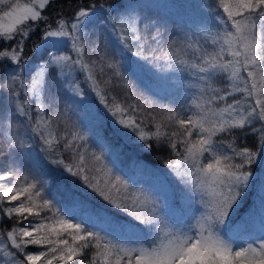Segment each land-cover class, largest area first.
<instances>
[{
  "label": "snow or ice",
  "instance_id": "6c2138e0",
  "mask_svg": "<svg viewBox=\"0 0 264 264\" xmlns=\"http://www.w3.org/2000/svg\"><path fill=\"white\" fill-rule=\"evenodd\" d=\"M53 2L0 0V120L8 122L9 149H26L28 161L23 170L0 168V220L11 221L6 231L0 227V264H84L89 249V264H264V235L237 241L229 231L254 184L264 212V175L256 174L264 168V0H216L214 23L172 40L166 51L148 45L137 6L126 5L115 19H101L90 4L70 18H51L45 10ZM92 24L101 30L87 32ZM41 25L33 49L42 50L41 60L26 78V45ZM160 35L157 28V45ZM161 61L195 77L198 94L187 108L136 95L125 75ZM108 73L107 80L97 78ZM113 78L131 103L109 97ZM78 108L91 134L70 121ZM25 126L38 150L21 137ZM249 136L254 148L237 143ZM132 137L149 152L155 140L179 157L166 165L184 185L188 208L199 205L191 222L166 212L154 194L133 189L109 163L108 151ZM86 190L98 195L99 206L89 203ZM109 207L127 219L117 221Z\"/></svg>",
  "mask_w": 264,
  "mask_h": 264
},
{
  "label": "trees",
  "instance_id": "16d2710c",
  "mask_svg": "<svg viewBox=\"0 0 264 264\" xmlns=\"http://www.w3.org/2000/svg\"><path fill=\"white\" fill-rule=\"evenodd\" d=\"M182 3H187L188 0H180ZM135 0H54V2L45 10V15L51 18L57 17V15H62L65 18H70L74 14L78 7L84 6L86 4L94 5L97 12L102 13L101 19L110 18L115 19L125 12L126 5H132ZM144 5H149V7H144ZM137 14L141 18L139 22V27L142 30V34L148 42V45L152 48H161L162 50H167V44L172 40L183 41L185 34L192 36L193 33H202L204 25L209 24L211 18L217 14L216 0H189V6L192 9L190 13L183 5H166L162 3V0H157L152 3L138 2ZM51 22V20L49 21ZM214 23V22H213ZM157 28L160 32L159 45H157L152 37L155 36ZM43 30V25L36 33V35L31 37L30 42L26 45V57L28 69H26L25 77L27 78L28 73L37 65L41 60V51H34L36 45L39 44V35ZM91 31V30H89ZM93 31V30H92ZM93 33V32H90ZM198 38V36L194 37ZM112 39V36H111ZM203 41H201L202 43ZM110 53L114 59L120 60L121 57L117 56L110 49ZM159 54V53H158ZM94 58V57H93ZM134 59H136L134 57ZM98 75V79L107 80L108 76ZM125 75L135 84L136 95L143 94L145 97H152L160 100L161 103L170 104L174 108H180L182 105L187 108L191 104L190 96L193 98L198 94V89L194 87L196 83L195 77L192 76L190 71H181L177 67L168 68L164 61H161L158 68H150L139 75H131L125 72ZM154 78H163L177 83L174 87L171 95H159L151 87L149 80ZM78 80L83 81V77H77ZM217 86L222 87V81H217ZM81 87L85 91V96L93 102L94 105H98L99 101L94 97L89 91V86L86 82H81ZM176 89V90H175ZM107 93L109 97L115 96L119 101H126L131 103V94L127 92L124 87L123 82L117 78H113L112 83L107 88ZM187 96H186V95ZM79 115L69 114L70 121L78 122L79 125L91 134V128L88 125V117L82 108H78ZM159 119V116H157ZM147 120V117H145ZM151 128V125H149ZM63 129V123L61 122V130ZM110 131V129H109ZM108 134L107 132L105 133ZM235 136H240V133H234ZM30 139V138H29ZM222 140H229L231 137L222 136ZM34 148L38 146L36 142L30 139ZM92 144V141H89ZM152 144V149L149 152L148 149L143 147L144 142L137 141L135 137L128 142L119 141L117 147L108 151L109 163L116 170L117 173L129 179L132 184L133 189L143 190L145 192H150L157 196L161 204L164 205L165 211L168 212L169 209L166 207L169 200L173 204L181 206L182 210L186 214L183 219H179L174 213L172 215L176 219L182 222H191L193 215H196L195 209L199 205L192 203L191 209L187 206L188 194L185 191V187L180 183L177 177H175L171 170L167 168L166 161L178 159L174 153L167 146H159L158 142L155 140L149 141ZM237 143L240 146L255 147V137L249 136L246 140H238ZM95 147L94 144H92ZM3 148V151H1ZM118 150V155L114 156V153ZM15 150L9 149V140L2 134L0 130V159L5 158V161L14 159L17 155ZM19 153V151H18ZM125 160L131 162V167L129 168L128 163ZM22 161H25L28 167L27 157H23ZM206 162V161H205ZM257 176L264 175V168L256 170ZM67 184L68 181L66 180ZM79 187V182L77 183ZM88 192L87 200L89 203L95 206L101 204V200L98 195ZM260 198V188L258 184H254L253 187L248 191L247 195L243 198V201L238 209L237 213L231 217V227L229 229L232 234V227L236 223H243L245 214L250 208L251 204L256 200V197ZM109 213L114 217L122 220L127 218L109 207ZM43 215V214H42ZM29 220H32L30 217ZM175 223V220H173ZM11 221L7 219L0 220V227L3 230H7ZM24 226H27V222H24ZM22 226V225H21ZM99 230V229H97ZM29 251H37L36 247H31ZM93 250H87L82 259L84 264H89V257ZM71 264H76L75 261Z\"/></svg>",
  "mask_w": 264,
  "mask_h": 264
},
{
  "label": "rangeland",
  "instance_id": "374dc122",
  "mask_svg": "<svg viewBox=\"0 0 264 264\" xmlns=\"http://www.w3.org/2000/svg\"><path fill=\"white\" fill-rule=\"evenodd\" d=\"M155 1H157V0H135V2L132 5H136L138 2H140V3L141 2L152 3ZM194 1H196V0H194ZM26 2H28V0H21V3H26ZM162 3L166 4V5H172V4L178 5V4H180V5H183L190 13H192V9L189 6V0L187 3H182L180 0H162ZM89 30H91V31H89ZM100 30H101L100 27L96 24L89 25V27L86 29L87 32H93V33H98ZM105 35H106V38L109 41H111V35H109L108 33H105ZM92 39H96L95 35L92 36ZM109 55L112 57V54L110 53V51H109ZM132 59L135 60L134 57H132ZM26 69H28L27 64H26ZM149 83L151 84V87L161 96L171 95L174 87L177 86V83L169 81V80H165L163 78H158L157 80L152 78V80H149ZM191 98H193V97L190 96V99ZM71 121H72V119H71ZM7 123H8L7 121L0 120V130L2 131V134H4L8 138L9 130H8ZM14 123H16V122H14ZM18 131H19L21 137L26 141V143H31L29 136L25 135L26 126L23 128H20ZM13 150L16 151V153H14V154H16L17 156L14 159L8 160V161H5V158H1L0 159V168H3L4 166L9 165V164H15L18 167H20L21 170L27 168L25 161L24 162L22 161L23 157H27L26 149H13ZM1 151H3V148H1ZM18 151H19V153H18ZM125 161L128 163L129 168H130L131 162L129 160H125ZM166 207L169 210H171V212L174 213L180 220L183 219L186 215L184 213V211L182 210L181 206L173 204L171 200H169ZM247 211L248 212L245 214V217H244V222L243 223H236L232 227V234L231 235L237 241H248V240H253V239H259L262 235H264V224H262V219H264V212L261 211L260 198H258V196L256 197V200L251 204L250 208ZM110 215L113 216L112 214H110ZM115 219L117 221H120V222L124 221V220L118 219L116 217H115ZM22 226H24V225H22Z\"/></svg>",
  "mask_w": 264,
  "mask_h": 264
}]
</instances>
